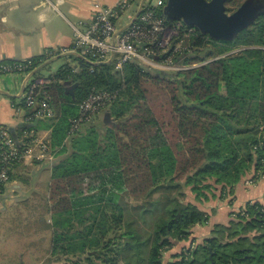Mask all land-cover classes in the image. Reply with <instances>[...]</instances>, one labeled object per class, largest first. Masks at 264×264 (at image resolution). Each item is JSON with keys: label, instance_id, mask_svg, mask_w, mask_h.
<instances>
[{"label": "trees", "instance_id": "1", "mask_svg": "<svg viewBox=\"0 0 264 264\" xmlns=\"http://www.w3.org/2000/svg\"><path fill=\"white\" fill-rule=\"evenodd\" d=\"M245 1L227 0L226 8L233 12ZM164 7L155 10L168 23L175 22L177 19L167 18ZM187 27L183 21L182 31ZM196 32L190 48L176 58L187 68L174 72L153 70L138 60L127 61L123 69L116 70L112 64L75 57V64L66 63L54 73L59 79L48 91L56 115L36 120L51 127L50 147L58 148L60 156L51 168L50 183L52 197L60 198L53 206L54 262L129 264L127 251L121 252L123 247L139 244L137 252L141 244L148 243L149 264H159L162 248L174 239L188 237L187 229L207 220L208 215L192 202L184 204L185 192L179 190L169 214L143 236L140 223H146L141 221L155 193L167 185H181L204 201L225 192L232 194L250 171L264 173V8L234 40L215 39L199 28ZM33 60L35 68L39 67L38 57ZM148 82L160 88L161 102L151 96ZM72 84H76L73 93L67 90ZM93 90L116 92L106 106L113 120L89 123L68 136L79 103ZM36 121L11 133L22 152L32 140L23 139V133L38 130ZM109 175L120 188L115 196L80 197L86 179H101L102 183ZM4 189L5 184L0 192ZM130 196L143 201L129 206ZM263 205L258 201L250 205L251 217H242L236 225L264 229V213L259 210ZM226 226L216 224L214 235L206 239L213 250L226 231L236 227ZM119 230L125 237L120 240L119 253L98 251ZM263 237L264 232H259L258 246L264 248ZM197 251V264H207V245ZM239 254L237 248H231L210 264H229ZM258 262L264 264V252L258 254Z\"/></svg>", "mask_w": 264, "mask_h": 264}, {"label": "crops", "instance_id": "2", "mask_svg": "<svg viewBox=\"0 0 264 264\" xmlns=\"http://www.w3.org/2000/svg\"><path fill=\"white\" fill-rule=\"evenodd\" d=\"M117 1L0 0V63L33 57H38V60L41 61L40 66L34 68V72L31 71L33 72L31 76V72L29 75L23 73L0 74V130L5 128L10 134H14L28 123L26 119L28 109L23 105L28 83L38 76H48L55 73L66 63L75 64V57L81 56L77 54L73 47L74 28H84L92 21L95 14L94 6L97 2L111 6L115 5ZM124 19L120 21V24L122 21L124 22ZM100 113L98 112L90 123H93L97 117H102ZM107 114L108 112H105L103 119L105 121ZM40 121H36L34 125L38 126ZM29 131H33L39 141H47L48 145H51V127L40 124L38 130ZM34 145L38 144L34 143ZM32 146H27L25 156L13 165L10 187H5L0 192V203L4 205L2 211L7 212L6 215L13 214L10 209L11 204L26 200L29 197L28 194L21 197L13 196L12 193L15 190H21L25 187L24 185L21 187V184L16 180V172L22 174V176L27 175L26 179H23L29 186L31 184L35 188L42 170L47 168L51 175L53 164L60 158L58 148L54 150L49 148L50 150L44 151L45 158L39 159L38 157L43 152L34 154ZM35 148L33 147V149ZM26 166H30V170H25ZM251 174V171L248 172L236 184L231 198L227 200L218 194L210 199L200 201L196 198L195 193L190 191L194 196L191 197L192 203L208 215L205 223L196 224L192 228V238L200 242L212 234L216 224L228 226L231 225L232 221H238L239 219L234 220L232 211L249 202L264 203V176L258 178L252 185H245L246 178ZM1 216L5 215L1 214ZM17 235L20 236V233H17ZM17 235L12 239L15 240ZM262 241H264V237ZM176 249L177 247L164 254V264L172 261L171 257H174ZM259 251V253L264 252V248L262 247ZM3 255L6 258L8 257L7 253Z\"/></svg>", "mask_w": 264, "mask_h": 264}, {"label": "built area", "instance_id": "3", "mask_svg": "<svg viewBox=\"0 0 264 264\" xmlns=\"http://www.w3.org/2000/svg\"><path fill=\"white\" fill-rule=\"evenodd\" d=\"M210 1V0H208ZM141 0H118L115 5L95 4V14L92 21L84 28H74V50L88 62L106 60L114 52L113 63L115 69L121 70L130 60H138L142 64L157 65L164 68L179 70L187 68L180 64L177 56L183 49L189 48L196 27L189 25L181 29L183 20L168 23L155 8L166 5V0H145L141 12L132 20ZM136 5V10L133 11ZM131 14V15H130ZM128 20L125 21L126 17ZM125 18V19H124ZM124 22L120 24V21ZM130 22V23H129ZM129 23L121 32L119 28ZM188 42V46L185 42ZM186 47V48H185ZM51 53V52H50ZM35 68L33 58L11 60L0 63V74L23 73L30 74ZM54 73L48 76H38L28 83L24 95L23 105L29 109L27 121L50 118L56 112L50 102L48 87L57 81ZM116 96L115 91L93 90L79 103V112L71 118L68 136L79 132L88 125L93 117L103 108L108 106ZM31 138L43 150L49 149L48 143L39 141L33 131H24L23 139ZM25 155L20 144L5 128L0 130V186L11 182L13 165ZM39 159L45 158L43 152ZM245 180V185L254 184L264 173L251 171ZM223 199H230L231 194L223 193ZM256 202H249L241 208L232 211L234 219L250 218L248 208ZM264 204V203H263ZM258 209V206H256ZM264 213V205L259 208Z\"/></svg>", "mask_w": 264, "mask_h": 264}, {"label": "rangeland", "instance_id": "4", "mask_svg": "<svg viewBox=\"0 0 264 264\" xmlns=\"http://www.w3.org/2000/svg\"><path fill=\"white\" fill-rule=\"evenodd\" d=\"M136 8L137 7L135 5L133 11H135ZM228 12L231 13L232 11L229 10ZM129 17L130 16L126 17V21L128 20ZM184 44L188 46L187 41ZM211 45L212 43L209 44V46ZM233 46H234V50H237V48L239 47L235 43L233 44ZM179 62L180 64H183L181 60ZM111 64L115 68V63L112 62ZM53 66L55 65L53 64ZM149 67L153 70H165L168 72H174V70L171 68H164V67L157 66V65L155 66V65L150 64ZM46 71L48 70L46 69ZM150 83H153V82H148L146 86L151 92L150 93L151 96L157 98V100L161 102L162 97L160 95V88L157 85L150 84ZM106 109L107 108L105 107L100 111L101 112L100 114H102V117L100 118L97 117L93 121L94 124L98 122H102L105 116V112H108V110ZM164 113L168 115V113L166 112ZM107 120L110 122L113 119L109 115ZM86 126L87 125H85L82 129H84ZM45 142L47 143V141ZM31 145H33L32 151L34 154L45 151L39 144H38L39 146L34 145L33 140L30 141L28 146H31ZM33 147L34 148L36 147V148L33 149ZM49 148L51 147L49 146ZM25 168H26L25 170H30V166H26ZM23 176L22 174L16 172V180H18V183L21 184V187H23V185L25 187L22 188L21 190H15L12 194L14 197L15 196L21 197V196H25L26 194H28L29 197L26 200L16 201L14 204H11L10 209L13 212V214L11 215H6L7 212L2 211V208L4 205L0 203V264H37V261H39L38 264H59V262L57 263L54 262V259H53L54 257L51 254L53 235H54L53 206L56 203H58L57 200L60 199L59 195H57L56 197L55 196L52 197L51 195V191H50L51 175L49 171L47 170V168L43 169L42 174L38 177L39 182L35 186V188H33V185L31 184L29 186L28 183L24 180L26 179L27 175H23ZM104 180L105 181L101 183V179L100 180L95 179V178L86 179L82 185V191H81L80 197H84V196H88L92 194H98V195H101L103 198L107 199V198H110L111 196H115L117 192H120V188H117V184L113 181H110V180H113L110 177V175L108 177L106 176ZM179 190H184L185 192L183 196L184 204L192 202L191 197L193 198L194 196L190 192L191 190L189 187H185L183 189L181 185L172 186V187L170 185L165 186L162 189V191L155 193L154 197L150 200L151 203L149 204V207H148L149 210L147 211L144 217L146 221L143 219L141 221L143 223L144 222L146 223L142 225L140 223V226L142 227L140 230L141 235L143 236L147 235L146 231L149 229L152 230L153 224L156 223L160 217L162 218L163 216H166V214L167 215L169 214L168 209H170V207L172 206L173 198L175 196H178V193L181 192ZM122 192L124 191L122 190ZM122 196H123V193H122ZM117 199L120 200L119 198ZM123 199L124 198H122V200ZM142 201H143L142 197L141 199H139V201H135V197L130 196L129 206H132L131 204H134L137 202L142 203ZM129 208H130L129 211L134 212V210H132L131 207ZM1 214H4L5 216H1ZM237 223H238L237 220L231 222V224L235 226L238 225ZM255 228L258 229V227H255ZM258 232L263 233L264 229L260 228L258 229ZM17 233H20V236L17 235ZM15 234L17 235V237L15 240H13L12 237H15L16 236ZM113 236H118L119 240L125 239V237H122L121 230L114 233ZM113 236L110 238V241H112ZM249 240H250V237H249ZM105 243H106V240L103 241L102 247L98 249V251H102V248L104 246H108L107 244L104 245ZM147 245L141 244L140 245L141 247L139 251L137 252H136V249H138L139 244H138V247L136 244H131V245L129 244L128 249L125 245L123 249L121 250V252L127 251L126 252L127 255L125 254V256L127 259H129V264H149V261L147 260V255H148ZM259 249H262L261 245L258 246V254L260 252ZM133 251L137 253L135 257H133V254H132ZM5 253H7L8 255L7 258L4 257L3 255ZM91 253L94 254V251H91Z\"/></svg>", "mask_w": 264, "mask_h": 264}, {"label": "water", "instance_id": "5", "mask_svg": "<svg viewBox=\"0 0 264 264\" xmlns=\"http://www.w3.org/2000/svg\"><path fill=\"white\" fill-rule=\"evenodd\" d=\"M227 0H167L164 7L168 19L183 20L192 27L199 28L203 33L210 35L218 40H232L241 31H243L249 23L254 19L258 12V5L251 3L252 0H246L233 12H228L226 8ZM145 0H141L133 18L141 12ZM130 23V22H129ZM129 23L119 28L121 32ZM114 59V52L110 58L101 61L90 62L93 64H111ZM35 70H33L34 72ZM30 76L32 75V73ZM76 84L70 85L67 90L74 92ZM108 121V114L106 115ZM5 187L9 188L10 183H6ZM205 223V220L197 224ZM250 260L246 263L240 260ZM237 259V258H236ZM239 264H262L258 262V255L255 253L246 254L244 257L237 259Z\"/></svg>", "mask_w": 264, "mask_h": 264}, {"label": "flooded vegetation", "instance_id": "6", "mask_svg": "<svg viewBox=\"0 0 264 264\" xmlns=\"http://www.w3.org/2000/svg\"><path fill=\"white\" fill-rule=\"evenodd\" d=\"M251 3L254 5H258V12H260L264 8V0H252ZM193 227L187 229V231L189 232L188 237L182 239H174L162 248L159 264H164V258H165L164 254L167 251L173 249L172 247L174 248L177 247L176 253L174 257H171L172 261L166 262V264H197V258H198L197 250L203 245H207L210 252L208 256L209 261L207 262V264H210L211 261H214L216 257H218V254L220 255L224 251L227 250L229 251V249L231 248L232 249L237 248L240 251V254L236 255L237 259L244 257L246 254L252 255V253H255V255L256 254L258 255L257 228L247 230L241 225L231 228V230H227L226 233L224 234L225 236L221 240L220 246H218L216 250H213L212 249L213 247L210 244L206 243V239L214 235L213 233L214 228L212 230V234L209 237L204 238L202 241L198 242L197 240H195V238L191 237L193 235V231H192ZM241 241L244 242L242 244H238ZM231 242L232 243L235 242V245L232 246ZM104 245H106V243ZM107 245L108 246H104L102 248V251L107 252L108 250H111L115 253V255L119 253L122 247V244L120 243L118 236H113L112 241H110ZM240 261H245L246 263L250 262V260H247V258H245V260L242 259ZM229 264H239V263L237 260H235V261H231Z\"/></svg>", "mask_w": 264, "mask_h": 264}]
</instances>
